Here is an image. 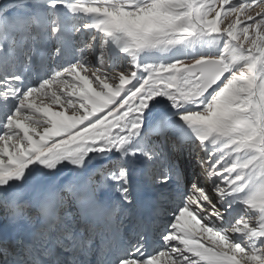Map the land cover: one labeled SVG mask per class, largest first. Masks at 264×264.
<instances>
[{
    "label": "snow or ice",
    "instance_id": "6c2138e0",
    "mask_svg": "<svg viewBox=\"0 0 264 264\" xmlns=\"http://www.w3.org/2000/svg\"><path fill=\"white\" fill-rule=\"evenodd\" d=\"M0 209V264H264V0H0Z\"/></svg>",
    "mask_w": 264,
    "mask_h": 264
}]
</instances>
